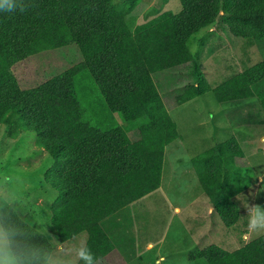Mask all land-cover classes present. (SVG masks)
<instances>
[{
	"label": "trees",
	"instance_id": "trees-1",
	"mask_svg": "<svg viewBox=\"0 0 264 264\" xmlns=\"http://www.w3.org/2000/svg\"><path fill=\"white\" fill-rule=\"evenodd\" d=\"M140 1L32 0L24 13L0 12V124L36 134L53 160L47 181L58 192L49 231L5 199L0 221L11 218L35 242L51 246L53 238L65 242L86 233L98 264H108L114 250L135 258L130 205L160 187L165 147L180 136L153 75L195 67L191 39L220 14L232 35L264 40V0H176L179 12L168 9L131 29L127 17ZM72 43L82 62L67 59L62 73L22 87L16 65ZM207 85L181 93L176 104L208 91L219 102L256 99L259 111L249 117L264 123V59ZM191 161L208 202L226 226L235 225L234 197L258 180L239 140L217 142ZM189 257L264 264V235L235 251L211 244Z\"/></svg>",
	"mask_w": 264,
	"mask_h": 264
},
{
	"label": "rangeland",
	"instance_id": "rangeland-1",
	"mask_svg": "<svg viewBox=\"0 0 264 264\" xmlns=\"http://www.w3.org/2000/svg\"><path fill=\"white\" fill-rule=\"evenodd\" d=\"M168 9L179 12L181 6L176 0H141L127 22L135 29L147 17L151 19ZM191 41L195 67L185 72L166 70L153 75L180 136L165 147L160 187L134 201L129 208L134 241L142 259L128 261L124 255L123 263L115 255L113 259L107 258L108 264H209L205 259L191 260L189 254L211 244L232 251L264 235L248 233L247 211L243 206L246 202L264 206V123H255L249 117L250 112L259 111V102L256 99L235 104L219 102L208 91L176 104L181 93L203 90L206 82L207 87H216L263 60L264 40L232 35L220 14L212 26L201 30ZM67 59H75V63L83 61L76 43L26 59L16 65L15 73L22 87H30L62 73L67 68ZM231 137L244 139L247 162L262 180L258 178L253 186L234 197L240 217L228 227L216 210L212 215L208 212L210 203L191 159ZM52 162L49 153L38 145L35 133L0 124V200L20 206L46 231H49L50 204L58 197L47 181ZM176 207L180 210L176 211ZM79 241L72 238L65 243L71 246ZM149 243L153 244L151 248Z\"/></svg>",
	"mask_w": 264,
	"mask_h": 264
},
{
	"label": "clouds",
	"instance_id": "clouds-1",
	"mask_svg": "<svg viewBox=\"0 0 264 264\" xmlns=\"http://www.w3.org/2000/svg\"><path fill=\"white\" fill-rule=\"evenodd\" d=\"M32 0H0V12L24 13ZM240 200V197H237ZM247 229L251 235L264 233V206L243 203ZM54 246L35 242L33 233L8 218L0 221V264H98L96 255L85 244L67 245L53 238Z\"/></svg>",
	"mask_w": 264,
	"mask_h": 264
},
{
	"label": "crops",
	"instance_id": "crops-1",
	"mask_svg": "<svg viewBox=\"0 0 264 264\" xmlns=\"http://www.w3.org/2000/svg\"><path fill=\"white\" fill-rule=\"evenodd\" d=\"M211 42H213V40H212V38H211V40H210ZM212 44V43H211ZM210 47H214V45H211ZM205 48H208V44L205 46ZM204 64V63H203ZM205 65V64H204ZM241 102V101H240ZM235 103H237V102H233V103H230V104H235ZM258 124H263V123H258ZM238 139V138H237ZM263 139H264V137H263ZM239 140V142L241 143V145H242V147L244 148V146H243V141H244V139H238ZM162 174H163V172H162ZM258 178H259V180H262V177H260L259 175H258ZM208 201V200H207ZM180 210V208L179 207H176V211H179ZM208 212L209 213H211V215L212 214H214L216 211H215V209L213 208V206L210 204L209 205V207H208ZM74 239H77V238H79V244L80 243H85L86 244V242H87V234L86 233H81V234H79V235H77V236H75V237H73ZM72 239V238H71ZM71 239H69V240H71ZM69 240H67V241H69ZM226 243V242H225ZM134 244H135V247H136V249H137V254H136V256H135V258H133L131 261H133L134 259H138V258H140V259H142V255H140V253L138 252V247H137V241L135 242L134 241ZM153 246V244L152 243H149L148 244V247H152ZM243 245H241V246H237V247H242ZM239 248H237V249H239ZM237 249H235V250H237ZM235 250H232V251H235ZM228 251H230V250H228ZM115 255H117L118 256V258H116V259H118L119 261H121V262H123L124 263V261L121 259V257H122V255L120 254V252L119 251H117V250H114V251H112V252H110V254L108 255V258L109 259H113V258H115L114 256ZM123 258V257H122ZM164 259V256H161L160 257V259Z\"/></svg>",
	"mask_w": 264,
	"mask_h": 264
}]
</instances>
